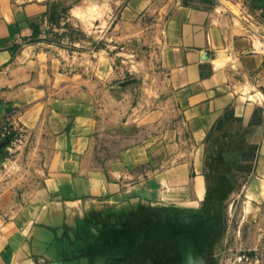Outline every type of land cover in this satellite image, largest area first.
<instances>
[{
    "label": "crops",
    "instance_id": "1",
    "mask_svg": "<svg viewBox=\"0 0 264 264\" xmlns=\"http://www.w3.org/2000/svg\"><path fill=\"white\" fill-rule=\"evenodd\" d=\"M130 3L138 17L146 10L153 18L146 30L161 69L158 104L132 116L119 100L129 91L107 90L114 104L107 111L102 89H81L73 104L71 91L64 94L73 115H48V177L65 179L61 192L72 182L73 194L98 197L70 216L62 240L95 244L91 264H203L214 255L222 211L236 209L240 230L264 242V0ZM42 5L0 0V93L12 49L34 32ZM107 146L116 164L87 171L83 159ZM47 208L46 224L61 206Z\"/></svg>",
    "mask_w": 264,
    "mask_h": 264
},
{
    "label": "rangeland",
    "instance_id": "2",
    "mask_svg": "<svg viewBox=\"0 0 264 264\" xmlns=\"http://www.w3.org/2000/svg\"><path fill=\"white\" fill-rule=\"evenodd\" d=\"M21 1L42 3L44 14L31 22L34 32L12 49L16 58L5 70L7 80L0 93V264H80L88 256L91 264L96 260L95 244L62 238L69 237L65 230L70 216L77 219L81 205L95 203L98 197L91 194L93 190L73 194L69 190L72 182L61 192V185L68 186L65 179L48 177L44 150L49 136L43 128L51 112L74 114L63 103L68 91L73 104L81 89L93 93L102 89L104 97L99 101L104 99L107 111L114 105L106 96L107 90L129 91L119 100L134 108L132 116L143 111L146 114V107L156 106L160 89L156 76L161 69L155 47L148 44L154 34L146 30V20L153 18L146 16V10L139 17L135 15L131 0H112L117 2L109 6V0ZM43 17L45 24L41 25L38 21ZM101 61L108 66H102ZM91 111L94 120L98 114ZM72 120L64 125L65 133ZM101 127L105 129L107 124ZM95 131L89 135L94 136ZM100 138L105 141V136ZM110 149L107 146L105 152L97 153L93 148L83 159L84 168L108 170L116 164L107 155ZM71 178H77L76 174L71 173ZM59 206L60 210L53 209L57 220L47 224L41 220L47 207ZM239 219L236 209L222 211L214 255L204 259L206 263L201 258L192 260L203 264H264V242H254L250 230H240ZM41 229L50 232L49 241ZM35 232L39 233L38 241Z\"/></svg>",
    "mask_w": 264,
    "mask_h": 264
}]
</instances>
